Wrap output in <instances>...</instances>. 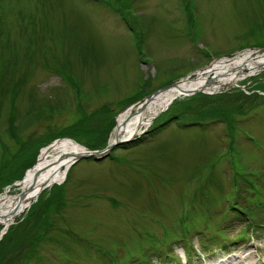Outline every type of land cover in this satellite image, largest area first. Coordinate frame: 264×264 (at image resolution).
<instances>
[{
	"label": "rangeland",
	"instance_id": "374dc122",
	"mask_svg": "<svg viewBox=\"0 0 264 264\" xmlns=\"http://www.w3.org/2000/svg\"><path fill=\"white\" fill-rule=\"evenodd\" d=\"M258 34L264 0H0V193L52 141L103 150L122 110L211 64L201 46L232 58L262 50H243ZM263 202L261 70L179 98L105 158L77 160L0 234V264H185L187 248L197 263L224 255L199 243L216 235L264 264Z\"/></svg>",
	"mask_w": 264,
	"mask_h": 264
},
{
	"label": "bare ground",
	"instance_id": "6f19581e",
	"mask_svg": "<svg viewBox=\"0 0 264 264\" xmlns=\"http://www.w3.org/2000/svg\"><path fill=\"white\" fill-rule=\"evenodd\" d=\"M261 70H264V50L244 51L232 58L215 60L197 71L193 77L122 110L115 120L109 143L131 140L140 135L179 98L199 93H218L226 87L236 86ZM89 154V150L67 138L44 146L33 166L14 185L15 191L9 189L0 193V234L3 235L16 219L27 212L44 191L61 185L79 156ZM223 253L219 252L209 259L203 257L197 263L190 264H253L252 252L243 243H230L223 249Z\"/></svg>",
	"mask_w": 264,
	"mask_h": 264
},
{
	"label": "water",
	"instance_id": "95a60500",
	"mask_svg": "<svg viewBox=\"0 0 264 264\" xmlns=\"http://www.w3.org/2000/svg\"><path fill=\"white\" fill-rule=\"evenodd\" d=\"M176 85H177V84H172V85H170V86H165V87L159 89L158 91L154 92L152 95L146 97L145 99H149V98L152 97L153 95H155V94H157V93H159V92H162V91L168 90V89H170V87H174V86H176ZM128 141H130V140H128ZM124 142H126V141L115 140L113 143H111V144L109 143V144H108L103 150H101V151H99V152H94V153L90 152L89 155H81V156H79V157L73 162V164L76 163L77 160L87 159V158H93V159H95L96 161H99V160L105 158V157L108 155V153H109L110 151H112L114 148L120 146V145H121L122 143H124Z\"/></svg>",
	"mask_w": 264,
	"mask_h": 264
},
{
	"label": "flooded vegetation",
	"instance_id": "af4514ba",
	"mask_svg": "<svg viewBox=\"0 0 264 264\" xmlns=\"http://www.w3.org/2000/svg\"><path fill=\"white\" fill-rule=\"evenodd\" d=\"M192 19H194V18L189 15L190 24H192V22H193ZM133 34H134V39L136 41V45L138 46L137 50L140 51L141 54H143L142 53V48H141V43H142V40H143L144 33H142L141 31L139 32L136 28H134ZM191 34L193 35V33H191ZM261 35H264V34H258V36H261ZM192 41H194V40L192 39ZM260 41L261 42H254V44L252 46L245 45V46H243V49H247L246 47H250L251 49H264V43L262 44L261 47H256L257 45H260L262 43V41L264 42V38H263V40L261 38ZM199 52L204 54L207 58L211 57L210 54L205 53L203 50H199Z\"/></svg>",
	"mask_w": 264,
	"mask_h": 264
},
{
	"label": "trees",
	"instance_id": "16d2710c",
	"mask_svg": "<svg viewBox=\"0 0 264 264\" xmlns=\"http://www.w3.org/2000/svg\"><path fill=\"white\" fill-rule=\"evenodd\" d=\"M122 18H123V16H122ZM130 23H128L127 22V25L130 27V28H132L130 25H129ZM132 31H133V28L131 29ZM158 129H160V128H158ZM37 142H38V144H40L41 145V143H39L40 142V140H37ZM19 146V145H18ZM29 146V145H28ZM18 148H20V150H23L22 149V147H18ZM18 180H20L21 178L20 177H18L17 178ZM16 180V179H15ZM12 181H14V180H12ZM262 205H260L261 206V208L262 209H264V202L263 203H261ZM212 214V213H211ZM241 217L239 216V215H235L234 217H233V219H236V220H229V217H228V215H225V217H224V221H238L239 219H240ZM208 226H210V225H207V228L206 229H208L209 227ZM224 223H223V226H221V227H219V225H217L216 226V231L217 230H220V228H224ZM217 236H219V235H216L215 236V238L214 237H211V239H213L212 241L211 240H209L208 242H206V244H212V245H217L218 243H219V237H217ZM202 240H201V242L204 244V242L206 241V240H204V238H201ZM189 241V240H188ZM188 243H190V241L188 242ZM187 244V243H186ZM188 249V248H187ZM169 256V255H168Z\"/></svg>",
	"mask_w": 264,
	"mask_h": 264
}]
</instances>
